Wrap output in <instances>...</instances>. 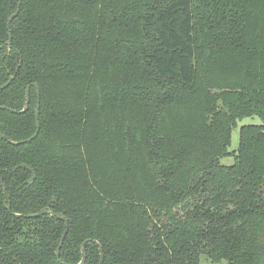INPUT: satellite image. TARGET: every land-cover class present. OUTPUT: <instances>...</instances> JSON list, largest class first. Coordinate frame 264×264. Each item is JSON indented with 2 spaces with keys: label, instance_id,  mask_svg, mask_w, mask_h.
Wrapping results in <instances>:
<instances>
[{
  "label": "trees",
  "instance_id": "obj_1",
  "mask_svg": "<svg viewBox=\"0 0 264 264\" xmlns=\"http://www.w3.org/2000/svg\"><path fill=\"white\" fill-rule=\"evenodd\" d=\"M18 1L0 264H264V0Z\"/></svg>",
  "mask_w": 264,
  "mask_h": 264
},
{
  "label": "rangeland",
  "instance_id": "obj_2",
  "mask_svg": "<svg viewBox=\"0 0 264 264\" xmlns=\"http://www.w3.org/2000/svg\"><path fill=\"white\" fill-rule=\"evenodd\" d=\"M261 124H262L261 120L256 116L246 117V118L236 121V125L231 131L229 151L236 150L237 148L238 132H239L240 127L246 126V125H261ZM222 163L224 165H229L232 163V159L231 158L222 159ZM202 264H209V263L203 261ZM222 264H226V263H222Z\"/></svg>",
  "mask_w": 264,
  "mask_h": 264
},
{
  "label": "water",
  "instance_id": "obj_3",
  "mask_svg": "<svg viewBox=\"0 0 264 264\" xmlns=\"http://www.w3.org/2000/svg\"><path fill=\"white\" fill-rule=\"evenodd\" d=\"M20 1H18V6L20 5ZM12 17H9L8 20H7V25H9V22L11 21ZM11 46V36L8 35V41H7V47L10 48ZM10 81V80H9ZM9 81L4 84L3 86L0 87V89H3L5 87H7V85L9 84ZM32 87H34L36 89V92H37V96H39V91H38V88L35 84H32ZM27 91H28V88L26 90V103H25V107L27 106V103H28V95H27ZM35 125H36V130L38 131V128H39V124H38V104L36 106V111H35ZM37 135V132L34 134V136L32 138H34L35 136ZM3 139L6 140V138L4 137ZM2 188H3V185L1 184ZM4 189V188H3ZM9 209V207H7ZM50 215H53V213L49 212ZM37 216V215H36ZM35 217V216H34ZM66 235V231L63 233L62 235V238L60 240V243H59V247L61 246L62 244V241L64 239ZM97 244V243H96ZM98 246V249H99V252H100V260L102 259V251H101V248L99 247V245L97 244ZM58 255H59V248L57 249L56 251V258L58 259ZM84 260H85V252H84V249L81 248V260L78 264H83L84 263ZM61 264V263H60Z\"/></svg>",
  "mask_w": 264,
  "mask_h": 264
}]
</instances>
